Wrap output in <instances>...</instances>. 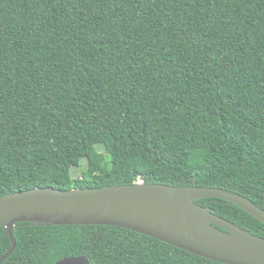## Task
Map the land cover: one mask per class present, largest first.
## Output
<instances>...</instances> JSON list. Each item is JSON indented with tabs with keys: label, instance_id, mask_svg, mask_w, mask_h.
I'll return each instance as SVG.
<instances>
[{
	"label": "trees",
	"instance_id": "16d2710c",
	"mask_svg": "<svg viewBox=\"0 0 264 264\" xmlns=\"http://www.w3.org/2000/svg\"><path fill=\"white\" fill-rule=\"evenodd\" d=\"M138 181L264 208V0H0V195ZM195 201L264 236L239 205ZM14 235L2 264H225L113 225Z\"/></svg>",
	"mask_w": 264,
	"mask_h": 264
},
{
	"label": "water",
	"instance_id": "95a60500",
	"mask_svg": "<svg viewBox=\"0 0 264 264\" xmlns=\"http://www.w3.org/2000/svg\"><path fill=\"white\" fill-rule=\"evenodd\" d=\"M190 196V199H186ZM231 201L264 223V208L251 198L216 186L138 181L91 188L35 187L0 195V226L15 250L18 222L58 225H113L155 237L201 257L225 264H264V236L243 228L195 200ZM55 264H91L86 255Z\"/></svg>",
	"mask_w": 264,
	"mask_h": 264
},
{
	"label": "rangeland",
	"instance_id": "374dc122",
	"mask_svg": "<svg viewBox=\"0 0 264 264\" xmlns=\"http://www.w3.org/2000/svg\"><path fill=\"white\" fill-rule=\"evenodd\" d=\"M100 150H103L101 147H98ZM86 169V160L83 159L80 162V165L72 168L73 177H81L83 170Z\"/></svg>",
	"mask_w": 264,
	"mask_h": 264
},
{
	"label": "bare ground",
	"instance_id": "6f19581e",
	"mask_svg": "<svg viewBox=\"0 0 264 264\" xmlns=\"http://www.w3.org/2000/svg\"><path fill=\"white\" fill-rule=\"evenodd\" d=\"M186 199H190V196H186Z\"/></svg>",
	"mask_w": 264,
	"mask_h": 264
}]
</instances>
